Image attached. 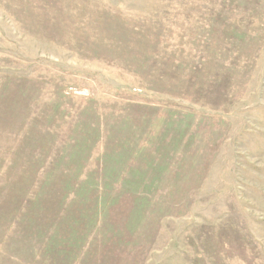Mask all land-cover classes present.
<instances>
[{
    "label": "rangeland",
    "instance_id": "rangeland-1",
    "mask_svg": "<svg viewBox=\"0 0 264 264\" xmlns=\"http://www.w3.org/2000/svg\"><path fill=\"white\" fill-rule=\"evenodd\" d=\"M0 264H264V0H0Z\"/></svg>",
    "mask_w": 264,
    "mask_h": 264
}]
</instances>
